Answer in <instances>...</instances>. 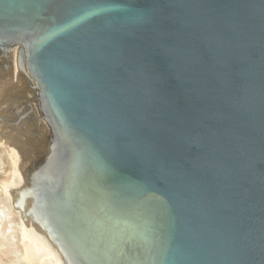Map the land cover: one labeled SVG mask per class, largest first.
I'll return each instance as SVG.
<instances>
[{"label":"water","instance_id":"obj_1","mask_svg":"<svg viewBox=\"0 0 264 264\" xmlns=\"http://www.w3.org/2000/svg\"><path fill=\"white\" fill-rule=\"evenodd\" d=\"M0 32L49 130L11 203L63 264H264V0H0Z\"/></svg>","mask_w":264,"mask_h":264},{"label":"flooded vegetation","instance_id":"obj_2","mask_svg":"<svg viewBox=\"0 0 264 264\" xmlns=\"http://www.w3.org/2000/svg\"><path fill=\"white\" fill-rule=\"evenodd\" d=\"M29 38L25 32H0V124L14 131L23 125L26 127L24 131L33 134L32 127L37 123L36 121H44L46 128L48 123L43 107L44 96L34 82L29 67L28 52L26 51ZM15 85H19L20 88L15 90ZM4 87H6V91L2 93ZM1 105L4 107L1 108ZM11 139L8 141L13 142ZM4 141L8 144L6 138ZM32 146L33 144L29 145V147ZM27 152L28 149L25 150V153ZM0 205H8L2 196ZM7 223V215L1 216V231L4 226L8 225ZM13 225H17V218ZM0 240H2L1 232Z\"/></svg>","mask_w":264,"mask_h":264},{"label":"bare ground","instance_id":"obj_3","mask_svg":"<svg viewBox=\"0 0 264 264\" xmlns=\"http://www.w3.org/2000/svg\"><path fill=\"white\" fill-rule=\"evenodd\" d=\"M5 88L6 87H4L3 90L1 89L2 93L6 91ZM3 107L4 106L1 105V108ZM20 128L26 130V127L23 125H20ZM18 143L22 146H19L15 141V145L18 146V148L15 147V145L8 148V151L11 149L8 155L12 164V169L8 179L0 181V193L3 192V200L8 204L7 206L0 205V218L4 215L8 217V225L3 227L2 231L0 229L2 236V240H0V261L4 260L3 257H7L8 260L9 258L11 259L10 264H18L14 261L17 257L16 251L20 248V252H22L20 258H18L20 264H63L47 240L37 234L33 228L29 227L28 229L22 222L20 214L16 212L12 206L10 193L23 184L21 164L24 156L21 148L27 145V142L23 140H18ZM2 145L3 147L6 146L5 143H2ZM0 166H2L1 163ZM16 218H18V223L17 225H13ZM18 228L20 234H18Z\"/></svg>","mask_w":264,"mask_h":264},{"label":"rangeland","instance_id":"obj_4","mask_svg":"<svg viewBox=\"0 0 264 264\" xmlns=\"http://www.w3.org/2000/svg\"><path fill=\"white\" fill-rule=\"evenodd\" d=\"M19 88H20L19 85H15V90H18ZM36 122L37 123H35L34 127H32L33 134H32V132H31V134H29V131L27 132V131H24L23 129H20V128L18 130L14 131L13 129L7 128L6 126H2L0 124V163L2 165L1 166V170H2L1 172L2 173L0 176V181L8 179V176L10 175V172L12 169V164H11V161L9 159L8 153L11 151V149H10V151H8V148L10 146L15 145V141L17 142L18 145H21L20 143H18V140H20V141L23 140V141L27 142V145H25L24 147L21 148L23 150V156H24V159L22 160V164H21L23 167V170L26 167L33 165L32 160L35 156V150L40 147L39 145L41 144L42 139L45 141V138L47 137V134L49 133V130L47 129L48 125L46 128L44 121H36ZM5 138L7 139V141L11 138H12L11 140L14 139V143L12 141H8V144H7V142L4 141ZM28 138H29V141H28ZM31 142H32L33 146L29 147V145H32ZM2 143L3 144L5 143L6 146L3 147ZM15 147L18 148V146H16V145H15ZM25 148L28 149L27 153H25V150H26ZM1 196L3 197V192L1 194ZM1 196H0V201H1ZM2 203H4V202H2ZM17 223H18V218H17ZM18 234H20L19 228H18ZM18 241H19V237H18ZM21 253L22 252H20V248H19V250L16 251L17 257L14 261L15 263L20 264L18 258H20ZM3 259L4 260L0 261V264H10L11 263L10 258L8 260L7 257H3Z\"/></svg>","mask_w":264,"mask_h":264}]
</instances>
